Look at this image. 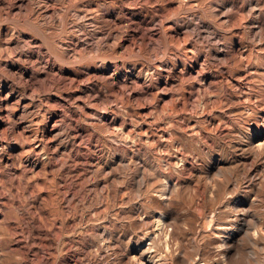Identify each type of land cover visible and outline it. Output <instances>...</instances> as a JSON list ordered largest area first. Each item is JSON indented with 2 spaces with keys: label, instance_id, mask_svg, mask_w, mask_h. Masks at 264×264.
<instances>
[{
  "label": "rangeland",
  "instance_id": "rangeland-1",
  "mask_svg": "<svg viewBox=\"0 0 264 264\" xmlns=\"http://www.w3.org/2000/svg\"><path fill=\"white\" fill-rule=\"evenodd\" d=\"M0 264H264V0H0Z\"/></svg>",
  "mask_w": 264,
  "mask_h": 264
}]
</instances>
